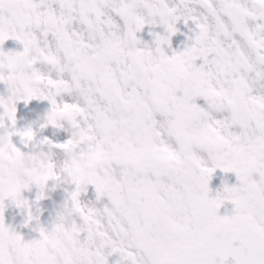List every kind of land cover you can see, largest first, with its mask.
Segmentation results:
<instances>
[{"label": "snow or ice", "instance_id": "snow-or-ice-1", "mask_svg": "<svg viewBox=\"0 0 264 264\" xmlns=\"http://www.w3.org/2000/svg\"><path fill=\"white\" fill-rule=\"evenodd\" d=\"M180 20L195 25L194 39L169 57L162 46L171 47ZM146 24L167 34L149 33L154 48L136 36ZM9 39L23 51L5 53ZM184 68L199 87L182 90ZM17 77L27 83L21 98L10 104L8 96L0 98V136L10 159L24 156L11 135L25 146L34 139L31 129L8 131L16 123L15 103L47 100L51 109L41 127L66 121L73 131L65 143H40L66 154L63 173L75 190L51 230L40 229L39 239L25 243L4 224L6 198L18 208L27 202L15 188L3 190L14 169L0 159V264L30 256L65 216L84 222L90 214L105 241L93 264H108L113 254L121 258L117 264H227L229 257L233 264H264V95L253 94L264 80V0H177L173 6L168 0H0V83L9 95ZM238 147L243 151H233ZM208 154L216 158L209 161ZM50 167L49 176L34 182L38 188L59 179ZM217 169L234 173L239 186H225L210 199ZM82 185H93L97 199L107 197L110 206L83 208ZM226 201L233 215L220 217ZM220 226L226 234L217 240Z\"/></svg>", "mask_w": 264, "mask_h": 264}, {"label": "flooded vegetation", "instance_id": "flooded-vegetation-1", "mask_svg": "<svg viewBox=\"0 0 264 264\" xmlns=\"http://www.w3.org/2000/svg\"><path fill=\"white\" fill-rule=\"evenodd\" d=\"M169 6H173L176 4L177 0H168ZM257 21L256 23H259ZM250 26L252 22H249ZM177 32L174 36L171 37V47L169 48L167 45H163L162 48L166 55L169 57L173 54V52L179 53L185 49L186 46H191L192 41L194 39V31L195 25L192 21H189L187 25H185L183 20H180L175 25ZM149 33L159 34V35H167L164 31L163 26L157 24L155 27L146 24L145 27L139 32L136 33V36L139 40L143 43L149 45L150 48H154L153 40L154 36L150 35ZM9 42L12 47L15 49L16 52L22 51V45L16 41L9 39ZM202 63L201 60L195 61L197 67ZM54 75V74H53ZM260 85H264V80L259 81L257 85L254 86L253 94H261L264 95V87ZM199 107L204 108L206 111L208 110L206 102L202 98H197L194 101ZM48 114V112H46ZM213 115H216L213 113ZM226 115V114H225ZM157 121H161L163 118L157 115L155 117ZM60 122L61 127H53L51 125L47 126L48 129V136L42 137L41 136V125H38V151H47L53 150L51 146H44L40 142L42 140L47 139L51 142V145H55L53 141H58L61 143H65L68 139L71 138V132L73 131H65V129L70 128L68 124ZM67 123V122H66ZM44 125L43 123H41ZM65 125V126H64ZM63 128V130H62ZM238 131V129H236ZM58 151V150H57ZM60 152L56 153V157L63 161L65 160L66 154L59 150ZM30 152V151H29ZM208 166H211L210 163ZM253 179H258V177L254 174ZM54 181H49L52 183ZM70 187L73 186L72 183H68ZM85 186V187H84ZM93 185H82L79 195V201L82 203H86L84 200V195L86 194L88 197H97L96 192L94 191ZM239 186V182L234 173H224L220 169H217L209 182V198H215L217 192H222L223 188ZM63 187V186H62ZM75 190V188H74ZM73 190V191H74ZM43 191H46V194L43 195L40 188H38L35 184H30L27 188H22L20 192V199L27 202V206L16 207V204L13 200L9 197L3 201L4 211H3V218L4 224L10 231L15 232L16 234L20 235L23 239V242L28 243L32 240L39 239V230L44 229L45 231H50L53 227L54 223L57 221V217L65 212V205L66 202L69 200V193L71 191H55L46 184ZM27 193L30 194V197L25 200L22 198L23 195ZM39 197V199H38ZM104 198L108 201L107 197H100ZM95 208L98 211H102L103 208L99 206L97 200L95 199ZM109 202V201H108ZM89 204V202L87 203ZM224 205V206H223ZM217 212V215L220 217L228 216L230 217L233 215L234 205L230 202H225ZM31 215V221H28V216ZM12 216H14V222H11ZM72 219L76 220L79 223V219L76 216H73ZM27 222V226H25ZM84 234H82L81 238L83 239ZM110 251V249H105V253ZM121 258L119 254H113L112 256L108 257V261L112 262L113 264H117V261H120Z\"/></svg>", "mask_w": 264, "mask_h": 264}, {"label": "clouds", "instance_id": "clouds-1", "mask_svg": "<svg viewBox=\"0 0 264 264\" xmlns=\"http://www.w3.org/2000/svg\"><path fill=\"white\" fill-rule=\"evenodd\" d=\"M183 74L185 86L182 87V90L186 91L192 86L199 87L200 82L186 68L183 69ZM16 81L18 86L14 84L11 94L8 95L9 104L20 99L27 88V83L23 79L17 77ZM62 102L63 100H61ZM65 131H71V127L65 129ZM233 151L240 153L243 148L238 147ZM227 155L225 153L224 157L221 158H226ZM206 158L212 161L216 157L208 154ZM0 159L3 160L6 169H14L10 176L5 175L2 185L3 190L7 193L10 189L15 188L17 199L20 201H23L19 198L21 189L25 185L34 184L40 178L49 176L52 172L50 165L55 167L56 175L59 177L54 182L57 184L61 182L71 183L69 177L61 181L60 173L65 170V160H59L51 150L48 152L34 151L31 154L24 155L19 161H15L14 158L10 159L9 157L6 137L0 136ZM72 167L79 169L81 173L85 172V168L81 165H72ZM46 184L41 187V191L44 190ZM53 186L55 187L56 184ZM79 203L85 209H96L95 205L80 201ZM72 221L71 216H65L57 227L53 228L50 233L40 239L38 244L32 247L30 256L26 255L22 260L13 259L11 264H34V262L35 264H84L85 261L87 264H93L94 258L99 260L105 247V241L100 238L101 234L96 232L97 221L95 218L90 214L84 222ZM65 225L69 226L66 227ZM232 227L235 229L237 226L233 225ZM85 233L87 234L85 244L80 245L81 236ZM225 234L224 226H220L215 231V238L222 240ZM89 249L91 250L89 251Z\"/></svg>", "mask_w": 264, "mask_h": 264}, {"label": "rangeland", "instance_id": "rangeland-1", "mask_svg": "<svg viewBox=\"0 0 264 264\" xmlns=\"http://www.w3.org/2000/svg\"><path fill=\"white\" fill-rule=\"evenodd\" d=\"M22 51H23V46H22ZM4 71H5V74H7V70L5 69ZM8 95H9V92H8L7 86L0 83V98H7ZM50 107H51V105L47 100H36L35 99L34 102L32 104H29L28 107L24 111H21L19 101L16 102L15 103V108H16L15 120H16V123H15L14 127H9L8 131L10 133H14V132H22L26 129H31L34 133V136L38 137V125L42 126L41 123L45 124V117L47 116L46 112L50 111V109H49ZM61 122H63V121H61ZM64 123L67 124L66 122H64ZM5 124L7 125L8 122L5 121ZM62 130H63V128H62ZM41 131H42L41 136L43 138L48 136L47 127H42ZM3 133H4V129H0V134H3ZM10 139H11V143L16 147L18 142L21 140V137L19 135L13 134V135H11ZM34 151H38V150H34ZM34 151H30L28 154H31ZM44 152H48V150L44 151ZM52 152L56 156V153L60 152V151L58 150L56 152L55 151H52ZM60 177H61V181H64L67 178L66 174H64L62 172L60 173ZM47 183H48V185H50V187L52 189H54L55 191H60V192H63V189H64V191L66 190V191L72 192L75 188V185L70 187L68 184L69 182L68 183L61 182L58 184L56 182H52V183L47 182ZM54 184H56L55 187L53 186ZM42 194L45 195L46 191H42ZM29 197H30L29 193L22 196V198L25 200H27ZM95 199L97 200V203L99 204V206L101 208H104L105 206H110L109 202L104 198H99V200H98L97 197H94V196L88 197L86 194L84 195V200L86 201V203L89 202V204L96 205ZM221 208H222V206H221ZM14 220H16V219H14V216H12L11 222H14ZM108 264H113V263L108 261Z\"/></svg>", "mask_w": 264, "mask_h": 264}, {"label": "bare ground", "instance_id": "bare-ground-1", "mask_svg": "<svg viewBox=\"0 0 264 264\" xmlns=\"http://www.w3.org/2000/svg\"><path fill=\"white\" fill-rule=\"evenodd\" d=\"M63 99L67 100L66 97H63ZM60 100H61V98H57V102H58V103L60 102Z\"/></svg>", "mask_w": 264, "mask_h": 264}, {"label": "water", "instance_id": "water-1", "mask_svg": "<svg viewBox=\"0 0 264 264\" xmlns=\"http://www.w3.org/2000/svg\"><path fill=\"white\" fill-rule=\"evenodd\" d=\"M227 264H233V261L232 260L231 261H227Z\"/></svg>", "mask_w": 264, "mask_h": 264}]
</instances>
